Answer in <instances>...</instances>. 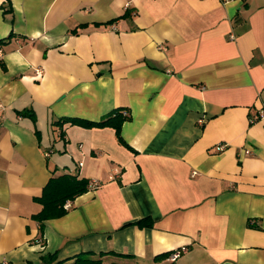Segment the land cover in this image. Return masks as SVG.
<instances>
[{"label": "crops", "instance_id": "1", "mask_svg": "<svg viewBox=\"0 0 264 264\" xmlns=\"http://www.w3.org/2000/svg\"><path fill=\"white\" fill-rule=\"evenodd\" d=\"M0 40V264H264V0H0Z\"/></svg>", "mask_w": 264, "mask_h": 264}, {"label": "trees", "instance_id": "2", "mask_svg": "<svg viewBox=\"0 0 264 264\" xmlns=\"http://www.w3.org/2000/svg\"><path fill=\"white\" fill-rule=\"evenodd\" d=\"M4 42V40H0ZM22 114H29L33 121H35V115L28 112H21ZM128 119V116L123 115V111L115 109L110 111L106 116L98 121H91L82 118L75 117H63L56 120V124L61 126L64 123H70L74 125H80L83 127H112L115 130V134L119 142H123L121 138V125ZM63 133L61 131L60 137ZM57 151V150H56ZM89 180L85 178H78L73 174H62L59 176L51 177L45 187L43 188L42 195L39 197V202L42 205L41 210L34 215V218L42 223L44 219L59 217L64 214L65 210L63 204L68 199H74L78 195L84 193L88 189ZM141 225L151 226L152 220L150 218H143L140 220ZM42 229V226L40 225ZM97 263L98 260H91L78 256L70 264H89Z\"/></svg>", "mask_w": 264, "mask_h": 264}, {"label": "built area", "instance_id": "3", "mask_svg": "<svg viewBox=\"0 0 264 264\" xmlns=\"http://www.w3.org/2000/svg\"><path fill=\"white\" fill-rule=\"evenodd\" d=\"M224 2L228 1V0H223ZM3 55H4V50H3V43L0 42V62L2 61V58H3ZM37 73L39 72L38 70L36 71ZM2 106L0 105V111L2 110ZM123 115L124 116H129L128 112L127 111H123ZM264 116V111L262 110H259L257 115L253 116L251 118V121H255V120H259L261 119L262 117ZM201 122V120H199ZM226 148V144L225 143H218L214 146V149L217 151V152H221L223 151L224 149ZM244 153L245 154H249L250 153V150L249 149H245L244 150ZM46 155H48V153L46 152ZM80 165H82V163H79ZM100 186V182L97 180V179H92V180H89V184H88V189L89 190H96L98 189ZM72 206V202H71V199H68L64 202L63 204V207L64 209H69L71 208ZM187 248L182 246L180 248H175L173 249L172 251L169 252L168 256H167V259L170 261V262H174L176 261L184 252H186ZM72 263V261H60V262H56V263H53V264H70Z\"/></svg>", "mask_w": 264, "mask_h": 264}, {"label": "water", "instance_id": "4", "mask_svg": "<svg viewBox=\"0 0 264 264\" xmlns=\"http://www.w3.org/2000/svg\"><path fill=\"white\" fill-rule=\"evenodd\" d=\"M135 220H131L130 222H134Z\"/></svg>", "mask_w": 264, "mask_h": 264}]
</instances>
